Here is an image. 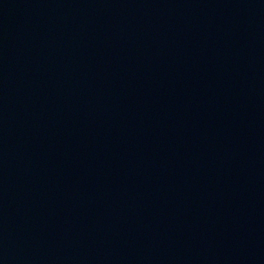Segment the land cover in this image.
I'll use <instances>...</instances> for the list:
<instances>
[{"label":"water","instance_id":"1","mask_svg":"<svg viewBox=\"0 0 264 264\" xmlns=\"http://www.w3.org/2000/svg\"><path fill=\"white\" fill-rule=\"evenodd\" d=\"M0 264H264V0H0Z\"/></svg>","mask_w":264,"mask_h":264}]
</instances>
